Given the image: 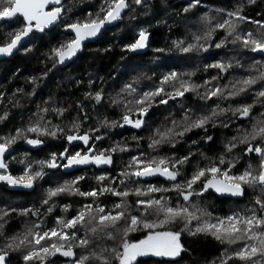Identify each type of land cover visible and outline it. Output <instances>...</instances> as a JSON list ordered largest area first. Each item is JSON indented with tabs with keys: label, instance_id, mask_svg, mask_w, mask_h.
<instances>
[{
	"label": "snow or ice",
	"instance_id": "snow-or-ice-1",
	"mask_svg": "<svg viewBox=\"0 0 264 264\" xmlns=\"http://www.w3.org/2000/svg\"><path fill=\"white\" fill-rule=\"evenodd\" d=\"M132 2L143 6V0ZM200 4L201 0H186L183 11L188 13ZM254 4L256 0H247V5ZM129 7L128 0H103L99 10L94 14L89 13L86 19L62 22V17L71 10L65 9L62 0H0V22L9 26L17 25L0 39V57L13 56L21 49L30 53L32 49L28 44L42 39L57 23L62 22L67 38L58 46L51 47L47 55L53 60V66L64 64L82 50L86 41L98 37L114 22L120 21ZM245 7L241 0L231 10L217 9L221 18L214 24L205 13L200 20L207 26V30L202 36H193L195 43L184 46L183 41H173V45L182 53H190L194 49L207 52L213 45L200 41H210L216 30H222L223 37L214 42L216 49L231 43L255 54L251 57L254 63L250 68L256 74L236 80L230 89L227 85L212 84V81L218 80L221 73L227 72L232 67L231 62L206 63L205 71L209 68L218 71L217 75L212 76L211 80H205L202 85L184 79L185 75H193L191 72L167 71L162 72L151 86L141 90L136 86L139 79L134 77L131 82L123 83L120 91L111 99L112 104L121 106L119 119L106 118L98 126L86 129L82 128L83 118L72 119L66 125L61 118L68 109L43 101L44 106L37 105L35 119L29 118L27 123L16 127L14 134L0 135V182L31 189L36 179L46 175L45 168L72 170L65 171V175L71 176V179L46 189L45 196L40 201L41 205H47L43 212L35 206L0 209V230L7 222L5 217H9L11 213L36 218L25 224L24 231L6 237V242L0 246V264H9L13 253H19L23 264H55L47 258L57 254L65 258L64 264H91L93 258L99 264H142L138 258L179 256L186 250L182 240L185 232L193 236L210 235L222 243L238 244L236 248L223 254L225 259L222 264H228V261L233 264H264V121H256L251 130H244L242 134L231 137L223 144L217 156L209 157L204 152H199V156L207 161L203 165L199 162L193 164L196 153L191 146L186 155L180 156H149L141 151L130 154L127 164L112 175L108 169L114 164L113 153L128 151V146L117 142L102 149L96 143L104 139L99 134L101 127L128 126L142 130L147 123L146 116L154 105L166 106L169 101L184 98L185 93L199 87L205 89L200 99L209 101L213 97H236L246 93L257 81H264V61L255 59L256 56L264 57V16L260 20L252 19L245 13ZM240 25L249 27L240 29ZM148 39L146 30L140 29L133 33L122 51L136 52L144 49ZM154 51L163 53L165 49L156 48ZM256 65L260 67L257 68ZM91 84L90 80L89 85ZM103 91L101 88L85 92L84 95L99 105L104 101ZM34 92L35 89L28 95ZM254 96L256 100L253 104L264 103V85L255 90ZM2 101L3 97L0 96V102ZM9 101L13 102L12 98ZM179 102L183 104L182 100ZM14 103L19 105L18 101ZM253 104L240 103L235 108H221L219 104L212 107L206 103L195 110L186 107L179 120L173 118L170 125L157 126L151 130L147 137L148 148L156 151L163 144L174 148L177 138H183L193 129L204 131L200 141L205 144L212 142L214 137L207 134V126L210 123L213 127L216 126L214 117L219 114L217 109L220 113L231 110L238 118H249ZM76 109L83 111V105L77 103ZM50 113L59 122L54 123L49 119ZM8 116L9 112L5 109L0 114V122ZM224 126L227 127V124ZM42 137L62 138L66 146L61 151L49 152L41 160H29L27 152L23 159L12 157V152L19 150L13 148L17 141L38 148L44 143ZM132 139L139 142L144 137L133 135ZM76 142L82 147L73 151L71 146ZM198 143L197 140L191 142L193 145ZM240 146H243L242 149ZM237 149H240L243 156L255 154L258 158L257 166L253 168L249 163L243 171L236 169L240 156L227 158L226 154ZM9 157L12 159L9 160ZM13 161L23 165L18 176L9 170V164ZM79 166H95L99 170L92 177L96 184L88 185L86 190L79 186L85 181V174H73L79 171ZM187 166L192 167L190 173ZM148 178H163L167 186L152 183ZM245 186L258 188L259 193L253 196L251 206H245L242 211L230 210L228 214L213 217L201 206L200 202L209 191L243 198L246 194ZM65 193L82 198L78 201L79 206L70 214L56 215L52 225L45 226L44 217L56 207L54 198ZM173 193L176 197L175 203L172 202ZM130 194L136 196L133 202L135 212L132 211L133 205L128 202ZM108 196L116 199L109 201ZM71 207L70 204H63L60 211L69 213ZM178 221L183 223L179 230L166 227ZM193 221L196 222L194 227ZM136 232H140L141 237L130 238V234ZM0 235H3L2 231ZM98 239H107L113 243L97 252L91 246ZM76 249L84 251L78 253Z\"/></svg>",
	"mask_w": 264,
	"mask_h": 264
},
{
	"label": "trees",
	"instance_id": "trees-1",
	"mask_svg": "<svg viewBox=\"0 0 264 264\" xmlns=\"http://www.w3.org/2000/svg\"><path fill=\"white\" fill-rule=\"evenodd\" d=\"M103 0H67L64 3L67 11L62 17L63 21L74 22L77 19H86L89 13H95L99 10L100 4ZM130 11L124 16L122 23L118 26L107 30L104 36L95 44L86 46L85 52L80 55L70 66L60 68L58 64L53 66L54 62L49 59L47 53L53 46L67 38L64 32L63 23L60 24L50 33L43 35L42 39L33 40L27 46L32 49L30 53H25L21 49L10 60L0 62V96L3 101L0 102V114L5 109L9 112V116L0 122V135L14 134L16 127H20L27 123L29 118L35 119L37 112V105H43V101H49L50 104L54 103L56 106H62L68 109L64 117L61 118L64 124H69L72 119H79L84 117L83 128L93 125L98 126L104 119H118L120 114V105L112 104L111 99L116 96L120 91L123 83L131 82L132 79L138 78L139 84L136 85L138 89H145L153 84V81L160 76L162 72L176 71L178 73H193L190 77L185 75L184 79L190 80L192 83L202 85L205 80H211V77L217 75L216 69L209 68L207 71L204 65L211 64L217 61L231 62L232 67L227 72L221 73L218 80L212 81V84H220L221 86H228L231 88L232 83L248 75H255L256 72L252 71L250 66L254 61L251 59L255 54L246 52L241 49L239 45L227 43L221 49L214 47V42L223 37L222 30H216L213 33L210 41L201 40L200 43H208L213 46L207 52L193 50L190 53H182L177 47L173 45V41H183L184 46L188 43H195L193 36H202L207 30V26L200 20V17L207 13L212 24L221 18V14L217 13V9L231 10L235 5L241 3V0H201V4L190 12L185 13L183 7L186 6V0H143V6L135 5L132 0H128ZM245 3V13L252 19L260 20L264 16V0H256V4L247 5ZM17 27L16 24L9 26L5 23L0 30V39L4 35ZM240 29H247L248 25H240ZM140 29L146 30L147 33L152 34L150 48L147 54L138 56H129V52L122 51L124 46L130 41L133 33L138 32ZM39 35V34H38ZM231 39V38H229ZM156 48L165 49L163 53L154 51ZM256 60L264 61V57L256 56ZM259 68V65H256ZM151 77V79H148ZM35 78V80L33 79ZM92 84L89 85V81ZM264 81H257L246 93H242L236 97L228 99H217L213 97L212 100L204 101L200 99V95L204 93V87H199L195 91L188 92L181 100L183 104L178 101L171 102L169 105H154L149 111L147 125L145 130L140 133L127 135L124 133L122 136L108 134L109 128L101 127L99 134L105 135L104 146L108 147L114 143H123L128 146L131 153L119 154V158L115 161L116 166L122 165V161L127 159L130 154L144 152L150 155L148 148V140L152 129L157 126L170 125L173 118L179 120L183 113L184 108L191 107L194 110L201 105L209 104L215 107L219 104L221 108H235L240 103L253 104L256 97L254 96L255 90H258ZM103 89L104 101L102 104H96L95 101L86 98L84 93ZM34 94L28 95L29 93ZM227 90V89H226ZM199 94V95H198ZM12 98L13 102L9 101ZM14 101H18L19 105H15ZM83 105V111H77L76 104ZM71 106V107H69ZM219 113L214 120L216 126L213 127L211 123L207 126V134L214 137V141L205 144L200 141V137L204 135L201 129H193L185 134L183 138H177L178 142L175 147L168 144L160 145L159 151H154L152 155H167V156H180L186 155L189 146L192 151L196 153L193 159V164L199 162L201 165L207 163L199 156V152H204L209 157L217 156L231 137L238 136L244 130H251V126L256 121H264V103L256 102L249 118H238L233 115L231 110ZM49 119L54 123L59 122L54 114H49ZM227 124V127L224 125ZM115 132H119L120 128L115 127ZM109 135V136H108ZM133 135L144 137L139 142L132 139ZM44 140L42 149L34 151L31 146L25 144L23 141H17L13 148H18V151L12 153V157L24 158V153H28V159L34 158L35 160L45 159L49 152H58L63 149L64 140L62 138L42 137ZM193 140L199 141L198 144L193 145ZM243 146H240L242 149ZM227 158H234L240 156L236 163V169L243 171L249 163L255 168L258 164V158L252 154L251 156H243L240 149L234 150L231 154H226ZM9 157V160L12 159ZM23 165L16 162L9 164V170L13 175H20ZM234 169V171L236 170ZM48 171L47 168L44 169ZM190 173L191 166H187ZM52 172V171H50ZM112 175L116 172L109 171ZM61 179L65 180L66 177L62 176L60 171H54ZM98 173V172H97ZM93 173L85 174V181L82 190H86L88 185H94ZM156 184L166 183L156 182ZM123 187V186H122ZM50 188L48 182L36 186V190L31 192L14 191L8 189L5 184H0V209L8 208H25V207H39L43 212L47 205H41L40 201L45 196L46 189ZM246 195L244 200L236 201L230 199H219L213 194L205 196L200 202L202 207H205L208 212L215 216H222L228 214L230 210L242 211L245 206H251L253 196L259 193L258 188H249L245 186ZM171 195H175L174 193ZM172 196V198H173ZM130 204L133 205L132 209L135 210L133 202L136 200L134 194H130ZM109 201L116 198L108 196ZM82 198L77 196L72 199H62L57 202L55 199L56 207L52 213H49L44 219L46 220L45 226H51L53 218L56 215H64L60 211L63 204H70L72 207L69 209L76 210L79 206L78 201ZM102 199H104L102 197ZM52 203V201H50ZM61 203V204H60ZM133 210V212H135ZM35 217L17 215L11 213L9 217H5L7 221L4 228L0 231V246L6 242V237L12 234L24 231L25 224L35 220ZM193 221L192 226H195ZM166 227L179 230L183 227L182 222H176ZM141 237L140 232L131 233L130 238ZM184 248L179 256L172 259H162L159 257H146L140 258L142 264H222L225 259L224 253L230 252L238 244H228L227 242H220L215 240L210 235L197 234L188 235L186 232L182 236ZM112 241L107 239H98L92 244V249L97 252L102 247L112 245ZM79 253L84 251L76 249ZM49 262L55 264H64V259L60 256L48 257ZM9 264H23L19 258V253H13ZM91 264H99V261L94 258ZM114 264V262H113ZM228 264H233L228 261ZM239 264V262H237Z\"/></svg>",
	"mask_w": 264,
	"mask_h": 264
},
{
	"label": "flooded vegetation",
	"instance_id": "flooded-vegetation-1",
	"mask_svg": "<svg viewBox=\"0 0 264 264\" xmlns=\"http://www.w3.org/2000/svg\"><path fill=\"white\" fill-rule=\"evenodd\" d=\"M65 32V31H64ZM150 112V111H149ZM149 117V116H148ZM148 117L146 118V121H147V119H148ZM81 118V117H80ZM83 118V120L85 119L84 117H82ZM146 125H147V123H146ZM146 125L144 126V128L142 129V130H138V129H133V128H131V127H128V126H125V127H123V128H121L120 127V131L119 132H117V133H115V135L117 136V137H119V136H122L124 133H127V135H131V134H134V133H140V132H142L143 130H145V128H146ZM83 128V127H82ZM104 142H105V137H104V139L102 140V141H97L96 143H97V145L100 147V148H107L106 146H104ZM64 145H65V142H64ZM42 146L43 145H41V146H39L38 148H32L34 151H40L41 149H42ZM81 147H82V145L80 144V145H74V146H71V150H73V151H75V150H80L81 149ZM118 153H121V152H119V151H117V152H115V153H113V158H114V164L111 166V168H109L108 169V171H113V172H118L121 168H122V165L120 166V165H117L116 166V164H115V161L117 160V159H122V158H119L118 156H119V154ZM49 170H51L52 172H54V171H60V173H61V175L62 176H64V177H66L67 179L69 178V179H71V176H68V175H65V171H72V170H63V169H61V170H56V169H49ZM99 170L95 167V166H92V167H84V166H79V171H77V172H74L73 174L75 175V174H90V173H93L94 172V174H97V172H98ZM93 174V175H94ZM113 175H115V174H113ZM152 183H156V182H162V183H165V182H163V181H161V180H154V181H151ZM0 184H5L6 186H7V188L8 189H11V190H14V191H24L25 193L26 192H33V190H34V188H35V186L36 185H33V188H31V189H27V188H23V187H20V186H18V187H12V186H10V185H7L6 183H4V182H0ZM132 186H135V185H132ZM149 257H153V256H149ZM142 258H146V257H142ZM138 259H140V258H138Z\"/></svg>",
	"mask_w": 264,
	"mask_h": 264
},
{
	"label": "water",
	"instance_id": "water-1",
	"mask_svg": "<svg viewBox=\"0 0 264 264\" xmlns=\"http://www.w3.org/2000/svg\"><path fill=\"white\" fill-rule=\"evenodd\" d=\"M66 1H67V0H62L63 4H64ZM128 3H129V2H128ZM129 11H130V7H129L128 9L125 10L122 19H121L120 21L114 22L113 25H111V26H109V27L107 28V30H109V29H111V28H114V27L118 26L120 23H122V21H123V19H124V16H125ZM4 24H5L4 22H0V30H1V28H2V26H3ZM59 24H60V22L57 23V26H58ZM57 26H56V27H57ZM56 27H55V28H56ZM55 28H52V30H54ZM107 30L102 31V34L98 35V37H96V38H92L90 41H86V42H85V46L82 48V50H81L80 52L77 53V55H76L75 57H73L71 60L66 61L64 64H58L59 67H60V68H66V67L70 66V65H71V64H72V63H73V62H74V61H75L80 55H82V54L85 52L86 46L97 43V42H98V41L104 36V34L107 32ZM148 35H149V39H148L147 47L144 48V49H141V50H137L136 52H129V56L145 55V54L148 53L149 48H150V43H151L152 34H151V33H148ZM25 39H27V38H25ZM15 54H17V52H16ZM13 56H14V55H13ZM13 56L0 57V62L10 60ZM185 95H187V93H185ZM181 99H182V98H178V100H181ZM178 100H177V101H178ZM171 102H176V101H169V104H170ZM169 104H168V105H169ZM164 106H165V105H164ZM166 106H167V105H166ZM149 114H150V112L147 114L146 118L149 116ZM138 130H141V129H138ZM74 145H80V143H79V142H76ZM13 152H14V151H13ZM13 152H12V153H13ZM254 155H255V154H254ZM148 179H150L151 181H154V180H161V181L165 182L163 178H159V179L148 178ZM165 183H166V182H165ZM210 194H213L214 196H216V197L219 198V199H230V200H236V201H242V200H244V198H245V196H244L243 198H235V197H231L230 195H227V194L220 195V194H217V193H215V192H213V191H209L205 196H208V195H210ZM245 195H246V194H245ZM57 255H58V254H57ZM57 255H56V256H57ZM58 256H59V255H58ZM60 257H61V256H60ZM62 258L65 259L64 257H62Z\"/></svg>",
	"mask_w": 264,
	"mask_h": 264
},
{
	"label": "rangeland",
	"instance_id": "rangeland-1",
	"mask_svg": "<svg viewBox=\"0 0 264 264\" xmlns=\"http://www.w3.org/2000/svg\"><path fill=\"white\" fill-rule=\"evenodd\" d=\"M119 119V118H118ZM95 127V126H93V125H89V126H86V128H88V127ZM82 127H83V125H82ZM120 127H118V129H119ZM101 129V128H100ZM116 130H115V128H109V130H108V134L110 135V134H112V135H115V133H117V132H115ZM108 135V136H109ZM103 137H106L105 135L103 136ZM160 150V146L158 147V149L156 150V151H159ZM131 153V151H130V149H128V151H125V152H121V153H118V154H122V155H124L125 153ZM154 153V151L153 150H150V155L149 156H151L152 154ZM125 158H127V159H125ZM23 159V158H22ZM124 159L125 160H123L122 161V167L125 165V164H127V162H128V159H129V157H124ZM30 160H34V158H31ZM34 167H35V165H34ZM47 170L48 171H45V173H46V175H44L43 176V178H38V179H36L35 181H34V183H33V185H39V184H42V183H46V182H48V185H50V187H55L58 183L59 184H63L64 183V181L65 180H69V178L68 179H65V180H63V179H61L59 176H57V174H53L52 172H50L51 170H49L48 168H47ZM86 177V176H85ZM93 183H94V185L96 184V181L93 179ZM85 183H84V181H82L81 183H80V187L82 188L83 187V185H84ZM36 186H35V188H36ZM130 187H135V186H132V185H129ZM12 187H18V186H12ZM24 188V187H23ZM34 188V190H36ZM29 190V189H28ZM33 190V191H34ZM32 193V192H31ZM157 195H159V194H157ZM171 196H173V195H171ZM74 197H76V196H74V195H68L67 193H65V194H61L60 196H58V197H55L54 199L57 201V202H60L62 199H72V198H74ZM78 197V196H77ZM78 198H80V197H78ZM130 198V197H129ZM128 198V199H129ZM175 200H176V197H175V195L173 196V198H172V202L173 203H175ZM128 202H129V204H130V201L128 200ZM61 204V203H60ZM134 209H132V211H133ZM75 210H72V212H74ZM135 211V210H134ZM72 212H70V210H69V213H64V215H67V214H70V213H72ZM159 258H162V259H172V258H170V257H159ZM175 258V257H174Z\"/></svg>",
	"mask_w": 264,
	"mask_h": 264
}]
</instances>
